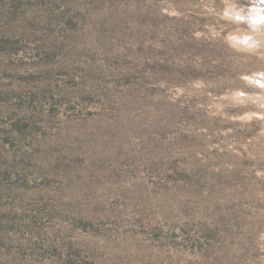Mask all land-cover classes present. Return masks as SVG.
Masks as SVG:
<instances>
[{"label":"rangeland","instance_id":"obj_1","mask_svg":"<svg viewBox=\"0 0 264 264\" xmlns=\"http://www.w3.org/2000/svg\"><path fill=\"white\" fill-rule=\"evenodd\" d=\"M249 4L0 0V264H264Z\"/></svg>","mask_w":264,"mask_h":264},{"label":"clouds","instance_id":"obj_2","mask_svg":"<svg viewBox=\"0 0 264 264\" xmlns=\"http://www.w3.org/2000/svg\"><path fill=\"white\" fill-rule=\"evenodd\" d=\"M236 21L247 23L250 27H264V0H250L247 9L228 13Z\"/></svg>","mask_w":264,"mask_h":264}]
</instances>
